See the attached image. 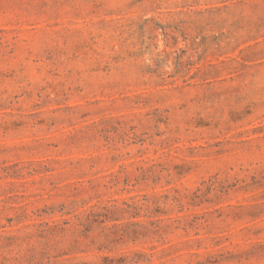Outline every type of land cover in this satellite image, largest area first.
I'll list each match as a JSON object with an SVG mask.
<instances>
[{
    "label": "rangeland",
    "instance_id": "374dc122",
    "mask_svg": "<svg viewBox=\"0 0 264 264\" xmlns=\"http://www.w3.org/2000/svg\"><path fill=\"white\" fill-rule=\"evenodd\" d=\"M0 264H264V0H0Z\"/></svg>",
    "mask_w": 264,
    "mask_h": 264
}]
</instances>
